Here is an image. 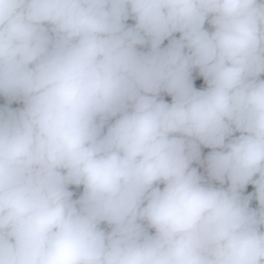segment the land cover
I'll use <instances>...</instances> for the list:
<instances>
[{
    "label": "clouds",
    "instance_id": "1",
    "mask_svg": "<svg viewBox=\"0 0 264 264\" xmlns=\"http://www.w3.org/2000/svg\"><path fill=\"white\" fill-rule=\"evenodd\" d=\"M0 264H264V0H0Z\"/></svg>",
    "mask_w": 264,
    "mask_h": 264
},
{
    "label": "built area",
    "instance_id": "2",
    "mask_svg": "<svg viewBox=\"0 0 264 264\" xmlns=\"http://www.w3.org/2000/svg\"><path fill=\"white\" fill-rule=\"evenodd\" d=\"M206 151V150H205Z\"/></svg>",
    "mask_w": 264,
    "mask_h": 264
},
{
    "label": "crops",
    "instance_id": "3",
    "mask_svg": "<svg viewBox=\"0 0 264 264\" xmlns=\"http://www.w3.org/2000/svg\"><path fill=\"white\" fill-rule=\"evenodd\" d=\"M207 151V150H206Z\"/></svg>",
    "mask_w": 264,
    "mask_h": 264
}]
</instances>
